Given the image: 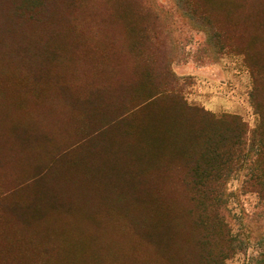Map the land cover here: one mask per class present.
Segmentation results:
<instances>
[{
    "label": "trees",
    "instance_id": "1",
    "mask_svg": "<svg viewBox=\"0 0 264 264\" xmlns=\"http://www.w3.org/2000/svg\"><path fill=\"white\" fill-rule=\"evenodd\" d=\"M154 2L0 0V186L33 175L24 196L0 191L10 264H225L247 249L227 182L264 205V0H173L202 57L242 59L253 128L186 102ZM69 128L81 140L61 146Z\"/></svg>",
    "mask_w": 264,
    "mask_h": 264
},
{
    "label": "rangeland",
    "instance_id": "2",
    "mask_svg": "<svg viewBox=\"0 0 264 264\" xmlns=\"http://www.w3.org/2000/svg\"><path fill=\"white\" fill-rule=\"evenodd\" d=\"M154 5L159 13L161 12L163 16L167 17V20L162 18L164 22L159 24L166 33L167 46L171 47L172 50L176 49L175 54H177V57L171 61V71L179 78H189L183 91L186 102L215 114L238 115L249 128H253L257 116L250 105L251 79L243 66L242 59L233 55H221L218 59L213 60L205 53L202 57L201 52H203L202 49L205 46L203 32L191 28L176 16L173 0H155ZM82 22L81 24L77 23L80 29L74 35L75 38L80 39V42L85 40L83 38L85 30L87 34L96 29L93 22ZM77 39L74 40L79 43ZM92 43L95 44L94 47H100V36L95 35ZM80 63L81 58L76 62L77 66ZM76 69L79 70L80 67H76ZM63 110H66V108H63ZM67 114L69 113L63 114L62 118H67ZM74 115H76L75 112ZM74 133V130L69 128L65 138L59 142L61 146L69 143ZM76 136L74 137L75 142L80 141V134V138H78V134ZM71 142H74V140ZM47 156L50 157V154H47ZM49 170L48 168L44 172L48 173ZM11 177L6 186H0V191L21 188L20 195L25 191H32V183L22 186L31 181L33 175L20 177V174L18 173L16 176L14 171ZM241 181L240 175H234L227 182V189L232 193L229 199V208L233 217V229L242 228V233L248 239V246L245 251L230 258L225 264H258L261 249L257 247L256 243L260 237L264 236V205L255 194L245 192L241 188ZM8 202L7 199L2 200L0 208L5 204H9ZM4 252L5 244L0 238V264H10V257L6 256Z\"/></svg>",
    "mask_w": 264,
    "mask_h": 264
}]
</instances>
